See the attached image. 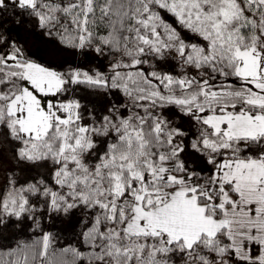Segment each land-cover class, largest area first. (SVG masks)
I'll return each instance as SVG.
<instances>
[{
	"label": "snow or ice",
	"instance_id": "obj_1",
	"mask_svg": "<svg viewBox=\"0 0 264 264\" xmlns=\"http://www.w3.org/2000/svg\"><path fill=\"white\" fill-rule=\"evenodd\" d=\"M0 264H264V0H0Z\"/></svg>",
	"mask_w": 264,
	"mask_h": 264
}]
</instances>
